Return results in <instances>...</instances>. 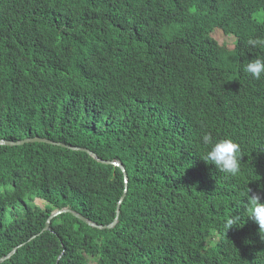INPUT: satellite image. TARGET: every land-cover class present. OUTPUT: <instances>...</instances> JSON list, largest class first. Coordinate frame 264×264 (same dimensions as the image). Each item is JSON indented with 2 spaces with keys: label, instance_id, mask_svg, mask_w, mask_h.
<instances>
[{
  "label": "trees",
  "instance_id": "16d2710c",
  "mask_svg": "<svg viewBox=\"0 0 264 264\" xmlns=\"http://www.w3.org/2000/svg\"><path fill=\"white\" fill-rule=\"evenodd\" d=\"M257 56L264 0H0V140L66 146H0V257L22 244L0 264H264ZM206 133L240 144L238 176ZM123 190L111 228L42 231L110 223Z\"/></svg>",
  "mask_w": 264,
  "mask_h": 264
},
{
  "label": "clouds",
  "instance_id": "9594fccd",
  "mask_svg": "<svg viewBox=\"0 0 264 264\" xmlns=\"http://www.w3.org/2000/svg\"><path fill=\"white\" fill-rule=\"evenodd\" d=\"M260 41L249 38L247 44L256 47ZM244 71L253 79L260 80L264 77V56H257L245 65ZM205 154L203 160L214 165L220 172L236 177L241 173V149L240 144L230 137L214 140L210 133H206L202 137ZM248 188L247 197L249 200V218L252 219L258 226L259 231L264 232V202L261 195H249ZM234 226V221L230 220L227 227Z\"/></svg>",
  "mask_w": 264,
  "mask_h": 264
},
{
  "label": "water",
  "instance_id": "95a60500",
  "mask_svg": "<svg viewBox=\"0 0 264 264\" xmlns=\"http://www.w3.org/2000/svg\"><path fill=\"white\" fill-rule=\"evenodd\" d=\"M27 143H45V144H50V145L66 147L64 144H59V143H55V142H52V141H49V140H46V139H40V138L25 139L23 141H18V142L0 140V146H7V147L22 146V145L27 144ZM70 149L75 150V151H82V152H85V153L87 152L90 156H93L97 161H99L101 163L113 164L115 166H118L120 168V170L122 171V173H123L125 183H127V181H128L127 173H126L125 167H124V165H123V163L121 161H119V160H104L101 157H99V155L97 153H95L93 151H90L88 149L75 148V147H71ZM125 190H126V188H125ZM125 190H123V193L121 194L119 200L117 201V206L115 208V216H114L113 220L110 223H108V224H98V223H96L94 221H91V220L87 219L84 216L79 215L78 213H76V212H74V211H72V210H70L68 208H63L61 210L54 211L53 213H51L49 215V217L47 218V220H46V222L44 224V228H43L42 231L48 230L49 223H50L51 219L56 217V216H58V215H60V214H69V215H71L74 218L75 217L78 218L79 220H81L85 224H87L89 226L96 227V228H100V229L111 228L117 221V216H118V212H119V206H120V203H121L122 198L124 196ZM21 245H19V246H21ZM19 246L14 247L10 254H6V255L0 257V263L2 261L6 260V259H9L15 253V251L17 250V248Z\"/></svg>",
  "mask_w": 264,
  "mask_h": 264
}]
</instances>
